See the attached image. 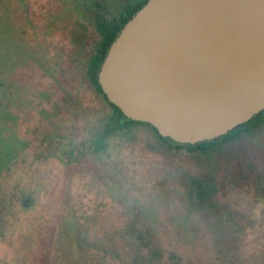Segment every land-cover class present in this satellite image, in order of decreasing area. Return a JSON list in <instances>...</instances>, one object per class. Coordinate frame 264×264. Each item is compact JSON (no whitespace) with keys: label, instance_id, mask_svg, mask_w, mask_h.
<instances>
[{"label":"rangeland","instance_id":"374dc122","mask_svg":"<svg viewBox=\"0 0 264 264\" xmlns=\"http://www.w3.org/2000/svg\"><path fill=\"white\" fill-rule=\"evenodd\" d=\"M127 1L0 0V264H264V128L207 153L142 124L94 147L111 108L85 65Z\"/></svg>","mask_w":264,"mask_h":264},{"label":"water","instance_id":"95a60500","mask_svg":"<svg viewBox=\"0 0 264 264\" xmlns=\"http://www.w3.org/2000/svg\"><path fill=\"white\" fill-rule=\"evenodd\" d=\"M97 80L126 118L176 143L220 137L264 109V0H147Z\"/></svg>","mask_w":264,"mask_h":264},{"label":"trees","instance_id":"16d2710c","mask_svg":"<svg viewBox=\"0 0 264 264\" xmlns=\"http://www.w3.org/2000/svg\"><path fill=\"white\" fill-rule=\"evenodd\" d=\"M146 1L147 0H128L116 17H113L110 20L97 18L95 28L100 35L99 41L95 47L94 52L88 57L86 61L85 74L89 83L99 94L102 95L106 103L110 106L111 112L107 117L104 128L94 140V147H102L103 141L108 138L109 135L114 132L126 131L131 127V125L134 124H142L150 127L153 133L156 135L158 141L165 144L167 147L184 149L189 152L207 153L229 141H235L243 139L245 137L254 138L258 134V132H260V130L264 128V109L254 114L246 122L235 126L232 130L228 131L226 134L220 137L210 140H204L195 144H183L176 143L168 137L160 135L150 123L126 118L123 115L122 111L115 104L108 101L97 80V73L99 71L100 65L107 53L109 45L118 35L124 23L128 19H130L131 16ZM69 155L70 157L73 156L71 150L69 151ZM261 176L262 178H264V173ZM190 184V194H193V196H195L202 203H207L210 200L214 187L210 181L209 176L201 178L193 177L190 181ZM149 261L152 262L151 260Z\"/></svg>","mask_w":264,"mask_h":264}]
</instances>
